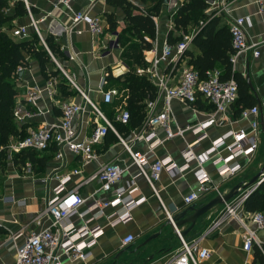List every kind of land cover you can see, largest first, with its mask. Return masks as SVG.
<instances>
[{"label":"crops","instance_id":"crops-1","mask_svg":"<svg viewBox=\"0 0 264 264\" xmlns=\"http://www.w3.org/2000/svg\"><path fill=\"white\" fill-rule=\"evenodd\" d=\"M27 2L29 10L32 9L30 14L33 20L37 21L42 36H52L60 46L63 55L55 58L56 61L68 75L72 76L77 88L83 91L99 108H105L106 104L101 101L102 81L105 85L106 75L117 77L128 69L123 53L130 43L127 38L134 39L130 27L124 23L122 8L118 7L114 0H74L70 9L57 4L55 0H27ZM133 2L138 8L153 4L150 0H133ZM182 2L183 0H167L155 18L157 55L161 53L164 43L167 42V35L173 29V13ZM206 2L208 3L205 10L207 15H221L222 21L227 25L235 18L248 17L251 20V26L245 28L248 40L259 42L264 39V19L259 14V7L264 5V0H206ZM11 3L10 1L8 12H11L13 8ZM83 10L87 11L89 16H96L102 20L104 26L102 34L92 35L84 22L72 24L73 12ZM108 16L115 19L116 27L113 31L108 29ZM11 24L12 28L21 25L30 27L28 12L27 15L13 19ZM197 30L198 26L190 24L186 33L180 30L174 31V35L192 34L194 36ZM118 35L123 37L121 45L118 42ZM188 49L193 54L199 53L198 49L191 46L190 43ZM259 49L261 54L258 57H253L250 51L242 53L233 66V69L241 73L246 81L248 79L250 92L259 109L260 130L255 152L242 171L227 178L220 177L211 162L205 163L204 168L213 184L217 186V190H210L200 195L194 202L196 206H202L217 195L225 194L233 186L251 180L264 165V127H261L262 115L264 118V45ZM154 55V52L146 51L145 61L147 62ZM186 61L187 58L175 64L161 62L158 66V73L163 76L168 85L172 86L180 77ZM21 74L13 80L17 90L16 105L36 113V115L16 122L19 132L22 131L26 134L30 128L58 122L62 101L84 105L80 93H77L70 83L69 86H65V91L75 90L76 93L63 95L57 87L61 81L60 77L45 79L40 73L37 61L33 59L29 61V67ZM29 90L40 91V97L31 103L27 101L26 97ZM201 105L202 108H198L199 110L196 111L187 104L172 100L173 120L170 124L172 130H175L177 125L183 126L204 120L206 113L210 110L207 108V103L203 102ZM161 107V102H158L155 111H159ZM233 113L234 108L230 106L226 112L228 121L220 125H211L206 129L207 137L194 145V150L197 153L203 152L210 146L212 140L229 130L242 128L247 131L250 129L251 117L242 118L240 114L234 117ZM110 119L114 120V112ZM95 123L100 122L89 106L84 105L82 113L74 118L73 126L79 130V137L84 138L90 135ZM119 127L121 128V132L117 131L119 137L108 133L101 142L92 146L97 157L85 165L81 164L77 155L65 148L63 149V158H56L55 150L52 147L38 151L37 159L32 165L29 161H26L23 166L20 163L16 165L12 159L15 153L6 149L4 163L0 165V264H14L15 246L21 244L30 232L37 231L49 224L50 219L46 215L41 216L40 226L36 224L35 218L44 209L46 199L55 195V188L59 185L58 176L70 174L69 180L65 183V189L78 186L79 193L86 198L87 206L94 199L111 197L110 193L101 192V184L98 179L86 181L97 171L99 166L107 163L118 164L124 168L116 186H122L126 180L135 175L136 189L132 192L131 197L134 201L143 200L131 210V219L126 223L110 227L105 217L113 211L121 212V206L108 207L102 216L89 218L87 220L89 227L98 226L103 230L97 243L91 248V255L85 261H70L66 257H62V264H111L115 257H119V262H124L122 264H165L170 259L180 247L175 230L180 233L189 227L188 223L177 227L171 220L173 216L187 207L183 203V197L196 188L197 182L192 172L195 163L192 162L190 169L182 174H171L163 170L155 183L157 197L143 176L137 175L138 169L132 164L121 139L129 145L131 150L145 154L148 163L158 158L170 157L178 165H181L183 164L181 151L186 143L195 142V136L190 132H185L182 137L175 136L166 139L153 151H149L148 144L142 139L134 138L133 134L148 131L150 128H133L123 125H119ZM154 131L156 137L163 138L165 136L162 128H155ZM19 139L18 136L10 137L8 143ZM1 148L3 147L1 146ZM220 153L221 155L226 154L225 151ZM27 163L30 164L29 173L25 172ZM73 170H80V172L71 174ZM8 197L24 200L25 204L20 206L13 202H5L3 198ZM85 208V205L82 206L80 211ZM223 208L224 206L221 204L210 208L196 219L193 227L183 237L185 242L200 238L195 251L200 248L209 250V257L203 259L200 264H243L245 260L250 264H264V256L257 248H254L250 253L243 250V229L236 220L228 219L206 233ZM243 214L248 227L254 229V226L248 221L249 216L244 211ZM70 221L77 227L83 224V221L77 216L71 217ZM127 234H132L134 240L131 244L123 246L121 240ZM256 235L264 244V229L256 230ZM152 236L156 237L150 239ZM256 251L259 254L256 255Z\"/></svg>","mask_w":264,"mask_h":264},{"label":"built area","instance_id":"built-area-1","mask_svg":"<svg viewBox=\"0 0 264 264\" xmlns=\"http://www.w3.org/2000/svg\"><path fill=\"white\" fill-rule=\"evenodd\" d=\"M12 3L17 0H10ZM28 12L30 18V27L21 25L10 30V35L15 38H28L31 31H34L43 46L51 56L62 75L68 82L80 93L84 100V105L89 106L95 117L100 123H95L89 136L80 138L79 130L73 126L74 118L79 116L84 105L82 103L61 102L60 119L58 122L48 125L30 128L26 135L19 140L9 142L5 148L11 153H19L22 150L44 151L52 147L55 150V156L58 159L63 158V149H67L72 154L80 158L82 165L96 159L97 155L93 149V145L99 143L106 136L108 131L119 137L112 119L93 103L83 91L75 85L72 76L59 65L55 57L49 52L43 36L38 28L37 21L33 20L29 4L27 0H21ZM57 4L63 5L70 9L74 0H55ZM134 3L133 0H127ZM11 3V4H12ZM8 8L4 12L8 13ZM259 14L264 19V5H260ZM84 22L92 35L99 36L104 31L103 22L99 17H92L88 12H73L72 24ZM203 25L200 21L198 27ZM251 26V20L248 17H238L229 23V32L231 43L234 49L230 56L232 66L236 63L238 57L245 52L250 51L253 57L261 54L260 47L264 45V39L259 42L249 41L245 28ZM157 27V26H156ZM185 33V32H184ZM192 34H182L180 40L171 45L164 43L161 53L156 54V42L152 43L149 53L154 52L155 55L148 60L146 67H138L135 73L146 76L155 86L157 90L156 97L148 100L145 107V119L138 127H148V131L134 133V138L145 141L148 150L153 151L154 148L161 145L164 140L175 136H183L185 132H190L195 136L194 143H186L181 151L183 164L178 165L170 157L158 158L148 163L145 154L130 149L129 145L123 141V145L129 153L132 164L138 171L137 175L143 176L152 192L158 197L155 183L163 170L175 174L184 173L189 170L191 163H195L193 174L197 182L196 188L183 197L185 205L193 204L198 200L200 195L217 190V186L213 184L210 176L204 168V164L211 162L220 177L227 178L236 175L242 171L245 164L250 160L257 147L260 121L259 109L256 105L243 109L240 112L242 118L250 119V129L229 130L225 134L211 141L210 146L203 152L197 153L194 145L201 142L207 137L206 129L211 125H220L228 121L226 114L230 106H232L238 97L237 84L233 78L221 80L220 70L213 69L206 73L204 79H200L198 73L187 64L183 66L180 77L174 85H168L163 76L158 73V66L161 62L175 64L184 59V52L188 48L192 39ZM264 53V52H263ZM26 68L18 67L17 72L22 73ZM104 81L101 84V101L104 104H111L117 91L115 89H103ZM27 101L34 102L40 97V91L29 90L26 93ZM172 100H178L184 104L191 106L194 110H199L195 105L197 100L205 102L209 105L210 111L206 113V118L183 126L177 125L172 130L170 124L173 120V111L171 107ZM161 102L162 107L159 111H155L156 105ZM36 115L25 109L15 105L13 117L15 122L24 121L27 118ZM114 120L120 124L127 126L130 122L129 111L124 105H119L115 109ZM162 128L165 132L163 138L156 137L155 128ZM221 151H225V155H221ZM244 161V162H243ZM146 166H148L146 168ZM25 172H30V164L25 165ZM264 171V165L262 167ZM80 170H73L71 174H78ZM124 172V168L114 163H107L99 166L97 171L87 178L86 181L94 178L100 182V190L104 193H110L111 197H103L101 199L92 200L89 205L86 204V198L82 197L78 191V186L65 189V183L69 180L70 174L58 176L59 185L55 188V195L46 199L44 209L39 212L35 218L36 224L40 226L41 216H48L49 224L37 231H32L26 236L23 242L15 246L14 264H62V257H66L70 261H85L91 255V248L97 243L98 238L103 233L102 228L89 227L87 220L102 216L104 210L108 207L121 206V212L113 211L105 215L107 223L110 227H114L120 223H126L131 219V210L142 202L143 199L134 201L131 197L132 192L136 189L135 175L131 179L126 180L122 186H116L120 181ZM264 177L252 187L240 191L238 194L224 202L223 210L220 215L212 222L206 233L220 226L228 219L236 220L242 227V248L246 253H250L254 248L264 256V244L258 239L256 230L264 229V213L254 212L246 213L249 216L248 221L254 226V229L248 227L244 220L243 202L247 196L259 185ZM5 202H13L17 205H24V200H16L12 197L3 198ZM86 206L80 211L82 206ZM89 216L87 217V215ZM90 214H92L90 216ZM73 216L79 217L83 224L75 226L70 221ZM87 217V218H86ZM170 219V216H169ZM171 220V219H170ZM180 242V247L174 252L165 264H200V262L209 257L207 248H200L195 251L200 238L185 242L178 230H175ZM134 236L132 234L125 235L121 242L123 246L132 243ZM243 264H250L247 260Z\"/></svg>","mask_w":264,"mask_h":264},{"label":"trees","instance_id":"trees-1","mask_svg":"<svg viewBox=\"0 0 264 264\" xmlns=\"http://www.w3.org/2000/svg\"><path fill=\"white\" fill-rule=\"evenodd\" d=\"M150 1L153 3L151 6L138 8L127 0H114L115 4L122 8L124 23L130 27L134 39L129 40L130 43L123 53L128 69L117 77L109 74L105 77L106 84L103 89L115 88L117 94L111 104H106L105 109L102 107L100 109L108 118H112L117 106L124 105L130 114L129 125H123L124 127H139L145 119L146 102L153 100L157 94L156 86L146 76L135 73L136 68H144L148 65L144 54L152 48L157 33L155 18L166 2V0ZM12 6L11 12L6 13L4 10L10 8V0H0V147H3L0 149V165L4 163L5 146L8 144L9 138L15 136L22 138L26 135L17 130V124L13 117L17 96L13 80L19 77L18 67L28 68L29 61L33 59L37 61L40 73L45 79L60 77L61 81L57 87L63 95L76 93L75 90L65 91L66 87L69 86L68 80L62 75L34 31H31L28 38L23 39L12 37L9 34L13 19L27 15V10L21 0L14 1ZM207 7L206 0H183L173 13V29L167 35V43L173 45L180 40V35H174V31L182 30L186 33L190 24L198 26L199 22L203 21V25L198 27L190 42V45L198 49L199 53L193 54L187 48L184 52V58H187L186 64L198 73L200 79H204L208 71L219 69L221 80L225 81L230 78L235 80L238 97L232 106L234 108L233 115L236 117L243 109L256 105V100L250 92L245 77L234 70L230 62V56L234 49L231 43L229 25L222 21L221 15H207L205 13ZM107 21L108 29L113 31L116 27L115 19L108 16ZM43 39L49 52L56 59L63 55L59 44L52 36H43ZM122 40L123 37L118 35L120 45ZM108 83L109 85H107ZM201 104L203 102L200 100L195 102L198 108H202ZM210 107L211 105L207 104V108L210 109ZM113 121L116 130L121 132L119 125L122 124ZM108 133L113 134L111 131ZM37 153L36 150H22L13 154L12 159L16 165L20 163L23 166L26 161L32 165L37 159ZM243 211L246 213H264V179L243 202ZM255 253L256 255L259 254L258 251Z\"/></svg>","mask_w":264,"mask_h":264},{"label":"water","instance_id":"water-1","mask_svg":"<svg viewBox=\"0 0 264 264\" xmlns=\"http://www.w3.org/2000/svg\"><path fill=\"white\" fill-rule=\"evenodd\" d=\"M21 75L22 74L20 73L19 76H21ZM247 81H248V79H247ZM261 127L262 128L264 127L263 115H262V120H261ZM262 176L264 177V171L261 169L260 172L256 176H254L251 180L243 182V183H239V184L233 186L225 194L217 195L216 197L212 198L209 202H207L206 204H204L202 206H196L195 203L190 204L189 206L185 207L181 212L177 213L175 216L172 217V220H171L172 223L174 222L177 227L182 225V224H187V223L189 224V227L186 230L180 232L181 233L180 235L182 237H184L187 234V232L193 227L196 219L199 216L205 214L210 208H212L213 206H215L217 204L223 205L224 202H226L227 200H229L230 198H232L233 196L238 194L240 191L252 187L254 184L257 183V181L259 180V177H262ZM169 225H171V222H169ZM155 237L156 236H152L150 239L155 238ZM118 259H119V257H115L111 264H122V263H124V262H119Z\"/></svg>","mask_w":264,"mask_h":264},{"label":"rangeland","instance_id":"rangeland-1","mask_svg":"<svg viewBox=\"0 0 264 264\" xmlns=\"http://www.w3.org/2000/svg\"><path fill=\"white\" fill-rule=\"evenodd\" d=\"M165 3H166V2H165ZM165 3H164V4H165ZM164 4H163V5H164ZM127 40L129 41V38H127ZM104 109H105V108H104Z\"/></svg>","mask_w":264,"mask_h":264}]
</instances>
